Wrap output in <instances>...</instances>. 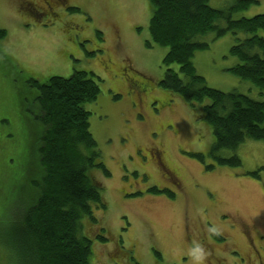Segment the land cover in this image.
<instances>
[{"label":"rangeland","instance_id":"374dc122","mask_svg":"<svg viewBox=\"0 0 264 264\" xmlns=\"http://www.w3.org/2000/svg\"><path fill=\"white\" fill-rule=\"evenodd\" d=\"M43 1L0 0V29L7 31L0 39V264H23L12 230L28 201L38 111L31 78L44 82L74 70L94 72L100 86L85 107L111 173L93 171L107 207L93 205L95 220L81 218L82 233L93 238L91 264H264V170L258 177L249 174L264 166V140L216 151L239 156V166L217 163L203 102L188 104L159 83L169 47L151 40V1L49 0L50 10ZM236 1L210 4L225 9ZM262 12L264 0H258L233 18ZM198 40L209 47L196 50L192 60L209 86L264 99L254 83L227 70L239 61L230 54L231 32L216 38L209 32ZM138 81L144 89L132 92ZM152 186L175 195L152 193Z\"/></svg>","mask_w":264,"mask_h":264},{"label":"trees","instance_id":"16d2710c","mask_svg":"<svg viewBox=\"0 0 264 264\" xmlns=\"http://www.w3.org/2000/svg\"><path fill=\"white\" fill-rule=\"evenodd\" d=\"M150 1L151 40L169 47L163 58L167 69L160 85L188 104L203 102V117L212 126L215 138L211 154L218 164L241 165L237 155L223 157L215 153L235 148L246 139L264 140V99L209 86L197 73L192 58L196 50L209 47L208 42L198 40L200 36L214 32L216 38L231 32L235 43L230 54L239 61L227 70L264 91V36L258 34L264 31V12L233 18L234 12L258 0H237L225 9L211 6L210 0ZM6 34L0 29V39ZM31 83L35 90L33 104L38 109L31 131L33 161L26 180L28 201L13 223L14 238L22 248L23 264H91L93 238L82 233L81 218L89 215L95 220L93 205L107 207L103 183L93 171L98 169L105 177L111 174L91 132L90 111L85 107L86 102L97 99L100 86L94 72L86 70H74L68 77L52 75L44 82L31 78ZM192 155L204 160L202 153ZM205 167L210 170L214 164ZM262 170L264 166L249 174L258 177ZM148 191L175 195L157 186ZM215 236L222 238L217 233ZM97 237L106 239L101 234ZM3 259L5 263V256Z\"/></svg>","mask_w":264,"mask_h":264},{"label":"flooded vegetation","instance_id":"af4514ba","mask_svg":"<svg viewBox=\"0 0 264 264\" xmlns=\"http://www.w3.org/2000/svg\"><path fill=\"white\" fill-rule=\"evenodd\" d=\"M44 2V4H45V6H46V8H48V10H50L52 7V5H50L49 4V0H45V1H43ZM135 84V86L136 87H132V89H134V90H131L132 92H136L135 91V88H139V89H141V90H143L144 88L142 87V85H141V83L138 81V82H136V83H134ZM130 85H131V83H130ZM220 235V234H219ZM220 236H222V235H220ZM220 264H223L222 262H220Z\"/></svg>","mask_w":264,"mask_h":264},{"label":"crops","instance_id":"0c3cea01","mask_svg":"<svg viewBox=\"0 0 264 264\" xmlns=\"http://www.w3.org/2000/svg\"><path fill=\"white\" fill-rule=\"evenodd\" d=\"M191 251H192V249H191Z\"/></svg>","mask_w":264,"mask_h":264}]
</instances>
